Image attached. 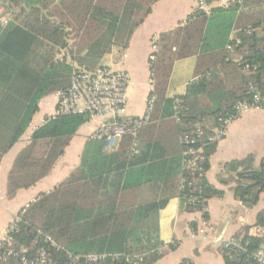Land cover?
I'll return each instance as SVG.
<instances>
[{
    "label": "trees",
    "instance_id": "16d2710c",
    "mask_svg": "<svg viewBox=\"0 0 264 264\" xmlns=\"http://www.w3.org/2000/svg\"><path fill=\"white\" fill-rule=\"evenodd\" d=\"M159 1L0 0L10 14L8 24L0 26V166L29 129L40 102L66 92L75 72L105 67L113 48L127 49ZM157 46L150 61L156 101L135 150L129 136L119 138L112 150L90 137L77 168L19 214L16 230L8 233L12 243L0 241V252L12 249L18 255L0 264H20L21 257L35 258L41 248L49 252L47 264H73L75 258L77 264H93L84 259L90 254L112 256L104 264H155L178 247V241L164 244L159 237L160 213L172 199L178 197L186 212H200L209 221L207 203L223 192L206 178L219 144L209 142L208 135L238 102H253L259 94L264 108V0L214 6L209 15L195 7L185 23L160 35ZM191 57L196 63L185 93L171 95L176 62ZM90 121L86 114L47 116L14 161L8 196L46 178ZM197 127L203 135L193 146L203 161L193 171L187 168L189 146L183 137ZM224 169L236 175V200L254 208L264 194V157L258 167L248 156ZM257 225L264 229V210ZM235 240L243 249L222 246L224 264H259L254 255L263 249V239ZM137 255L141 262L126 259Z\"/></svg>",
    "mask_w": 264,
    "mask_h": 264
},
{
    "label": "crops",
    "instance_id": "0c3cea01",
    "mask_svg": "<svg viewBox=\"0 0 264 264\" xmlns=\"http://www.w3.org/2000/svg\"><path fill=\"white\" fill-rule=\"evenodd\" d=\"M196 7V0H160L152 13L135 31L127 49L113 48L106 57L105 67L113 70H125L130 75L128 86L129 116L141 117L146 110L148 97L154 90V81L150 75V56L153 51V39L162 33L175 30L186 22ZM10 18L0 3V21ZM233 39V35H231ZM196 58L191 57L176 62L170 85V94L181 96L187 83L192 79ZM56 94L44 98L39 105L29 129L13 149L4 156L0 166V241H3L7 229L15 216L35 198L49 192L64 181L77 168L86 141L100 124V120H91L82 126L73 138L64 155L59 159L52 172L34 187L20 190L10 198L7 193L8 176L18 154L29 144L31 135L40 127L47 116L56 111ZM248 156L255 158L258 167L264 157V110L249 111L233 123L227 137L219 142L216 153L210 159V168L206 173L208 182L223 192L222 198H212L207 203L209 221L203 220L200 212L188 213L182 208L177 197L160 213L159 237L164 244L178 241L175 251L169 252L155 264H181L189 260L193 264H224L221 254L223 243L245 235L259 237L257 217L264 210V194L258 204L248 209L237 201L234 194V173H227L225 164L243 160Z\"/></svg>",
    "mask_w": 264,
    "mask_h": 264
},
{
    "label": "built area",
    "instance_id": "2783aa9c",
    "mask_svg": "<svg viewBox=\"0 0 264 264\" xmlns=\"http://www.w3.org/2000/svg\"><path fill=\"white\" fill-rule=\"evenodd\" d=\"M242 1L243 0H215L211 3L209 0H196V8L209 15L214 6L228 8ZM8 21V18L1 20L0 26L5 27ZM158 39L159 37L153 39V51L150 56L151 62L155 60L154 54L158 51ZM239 44L240 41H236V45ZM227 50L233 53L234 46H227ZM129 82L130 75L125 70L117 71L108 67L98 68L95 71L79 70L73 74L69 89L66 92L56 93L57 104L53 116L89 115L91 120H100V124L91 137L95 140L103 141L105 150L114 149L116 141L123 136H129L133 139V150H135L139 133L150 120L156 97L152 95V93L148 97L146 110L143 116H129ZM255 110H264L260 105L259 94L254 95L253 102H238L232 114L220 117L217 120L218 124L212 128V132L208 135L209 142H221L224 140L233 123L245 113ZM44 123L45 120L42 125ZM201 135H203V131L200 127H197L193 135L187 134L183 137V142L185 145L189 146L187 151V168L193 171H196L199 162L203 161L201 150L193 146ZM28 206L29 204L21 211V214L25 212ZM20 221V215L15 216L7 229L3 243H7L8 245L12 243L8 233L14 232L16 230V225ZM257 235L264 238V229H259ZM45 241L60 249L51 237H46ZM223 246L226 249H233L235 252L243 249L240 242L235 239L224 242ZM2 248H4V245L0 243V250H2ZM17 255L18 253L15 254L12 249H6L0 252V261L6 262L11 256ZM109 257L112 256L90 254L85 256L84 259L89 263L104 264ZM254 258L259 264H264V244L263 249L258 251L254 255ZM126 259L138 263L143 260V256L137 255L133 258L128 256ZM79 260V258L73 259V264H77ZM48 261L49 252L45 248H41L35 258L26 256L21 257L20 264H47Z\"/></svg>",
    "mask_w": 264,
    "mask_h": 264
},
{
    "label": "rangeland",
    "instance_id": "374dc122",
    "mask_svg": "<svg viewBox=\"0 0 264 264\" xmlns=\"http://www.w3.org/2000/svg\"><path fill=\"white\" fill-rule=\"evenodd\" d=\"M22 138H23V139H25V138H26V135H25V136H23ZM8 155H9V154H7V156H8Z\"/></svg>",
    "mask_w": 264,
    "mask_h": 264
}]
</instances>
